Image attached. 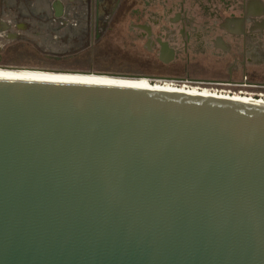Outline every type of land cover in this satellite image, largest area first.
<instances>
[{"label":"water","instance_id":"water-1","mask_svg":"<svg viewBox=\"0 0 264 264\" xmlns=\"http://www.w3.org/2000/svg\"><path fill=\"white\" fill-rule=\"evenodd\" d=\"M0 264H264V105L0 76Z\"/></svg>","mask_w":264,"mask_h":264},{"label":"flooded vegetation","instance_id":"flooded-vegetation-1","mask_svg":"<svg viewBox=\"0 0 264 264\" xmlns=\"http://www.w3.org/2000/svg\"><path fill=\"white\" fill-rule=\"evenodd\" d=\"M62 6L81 7L85 15L51 43V53L64 56L49 59L82 57L94 63L96 48L110 33V48L129 51L152 69L147 75H117L141 80L115 82L264 97V0H0V33L8 39L0 41V56L10 43H25L35 32L63 29L53 23Z\"/></svg>","mask_w":264,"mask_h":264},{"label":"rangeland","instance_id":"rangeland-1","mask_svg":"<svg viewBox=\"0 0 264 264\" xmlns=\"http://www.w3.org/2000/svg\"><path fill=\"white\" fill-rule=\"evenodd\" d=\"M120 13H122V9L121 12L119 11V15ZM35 23L36 22L31 21L29 24L32 25L31 27H34ZM39 33L40 35H38ZM33 34H36L34 35V38H27L25 43H10L11 45H9V47H7L0 56V64L5 66H12L15 68L25 67L59 69L57 67H63V64L55 65L50 64L47 61V59H49L50 57L59 58L64 56V54L62 55L59 53H51V43L55 42L56 40L50 35L55 34V32H48L46 29H43L41 32H35ZM111 41L112 38L109 33L107 37L102 41V43L96 48V51L98 53L96 52V58H94V63H92V61L88 62V60H84V58L81 57L80 59L84 62L79 64H73L72 66L83 67L88 69L90 68L92 69V71L90 72H94L93 70L95 69L101 71L104 74L115 75H133L137 72L147 75L152 72V69L145 65L144 61H142L140 58H137L133 53L122 49L110 48L109 44ZM76 49L77 47H75V50ZM65 67L69 71L76 70V68H72L69 65H65Z\"/></svg>","mask_w":264,"mask_h":264},{"label":"bare ground","instance_id":"bare-ground-1","mask_svg":"<svg viewBox=\"0 0 264 264\" xmlns=\"http://www.w3.org/2000/svg\"><path fill=\"white\" fill-rule=\"evenodd\" d=\"M18 71V72H17ZM0 76L2 77H13V78H24V79H39V80H50V81H58V82H81V83H96V84H114L119 86H130V87H138V88H152L167 92H179L186 93L192 95H203V96H212L217 98H224L235 102H245L249 104L255 105H264V97L256 98L248 95H233V94H224L218 93L216 91H206L200 90L196 88H192L189 86H177V85H168V84H150L143 82H131V83H123L120 82H111V81H90L88 79H81L76 77H61L62 75H53V74H45L42 71L38 70H0ZM60 76V77H58ZM74 76V75H71ZM82 76V75H81ZM92 80V79H91Z\"/></svg>","mask_w":264,"mask_h":264},{"label":"built area","instance_id":"built-area-1","mask_svg":"<svg viewBox=\"0 0 264 264\" xmlns=\"http://www.w3.org/2000/svg\"><path fill=\"white\" fill-rule=\"evenodd\" d=\"M75 9L67 10V8L65 6H62L61 15L55 16L53 23L55 25L58 24L60 26V28H63V29H60L59 32H55V34L50 35L51 37H53L54 39L57 40L58 38H60L63 35L64 30H65L64 27L69 26V27H75L76 28L78 26L80 16L82 17L83 15H85V13L81 10L82 9L81 7H79V8L77 7ZM5 36H6L5 32L0 33V41L4 40L6 38ZM196 88H199V87H196ZM203 89H207V88H203ZM212 91H214V90H212ZM216 92H218V91H216Z\"/></svg>","mask_w":264,"mask_h":264},{"label":"trees","instance_id":"trees-1","mask_svg":"<svg viewBox=\"0 0 264 264\" xmlns=\"http://www.w3.org/2000/svg\"><path fill=\"white\" fill-rule=\"evenodd\" d=\"M48 63L50 64H63V67H57L59 69H50V68H25V67H17L18 69H34V70H44V71H57V72H80V73H88L90 71H92V69H88V68H83V67H73V64H79V63H83L84 61L79 58H74L73 60H52V59H47ZM65 65H69L72 68H76V70L74 71H69L68 69H66ZM61 66V65H60ZM94 73H98V74H104L99 70H93ZM106 75H115V74H106Z\"/></svg>","mask_w":264,"mask_h":264}]
</instances>
